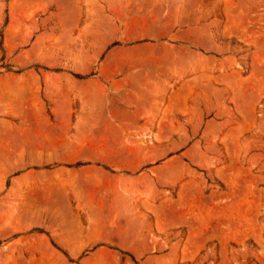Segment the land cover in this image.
Instances as JSON below:
<instances>
[{
    "label": "rangeland",
    "instance_id": "1",
    "mask_svg": "<svg viewBox=\"0 0 264 264\" xmlns=\"http://www.w3.org/2000/svg\"><path fill=\"white\" fill-rule=\"evenodd\" d=\"M0 264H264V0H0Z\"/></svg>",
    "mask_w": 264,
    "mask_h": 264
}]
</instances>
